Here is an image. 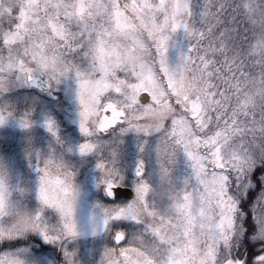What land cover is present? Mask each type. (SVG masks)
Here are the masks:
<instances>
[{"label":"snow or ice","instance_id":"1","mask_svg":"<svg viewBox=\"0 0 264 264\" xmlns=\"http://www.w3.org/2000/svg\"><path fill=\"white\" fill-rule=\"evenodd\" d=\"M212 7L224 23L193 16L190 0H0V87L18 77L75 82L83 139L68 151L100 153L108 198L85 227L74 165L55 150L39 153L34 192L21 196L0 173V247L42 239L59 245L49 249L57 264H264V197L250 195L257 183L264 192V4ZM174 43L183 54L173 65ZM7 119L0 112V125ZM44 126L59 144L56 120ZM117 130L142 143L155 134L164 159L183 152L191 161L194 181L166 211L149 203L143 160L134 198L118 202L122 173L100 144ZM13 190L30 206L27 225L9 215ZM0 264L44 262L3 247Z\"/></svg>","mask_w":264,"mask_h":264},{"label":"rangeland","instance_id":"2","mask_svg":"<svg viewBox=\"0 0 264 264\" xmlns=\"http://www.w3.org/2000/svg\"><path fill=\"white\" fill-rule=\"evenodd\" d=\"M190 2L193 4V16L202 17L205 23L213 19L224 23L223 17L215 14L212 7L213 0H190ZM260 3L264 4V0H260ZM197 4L199 7H196ZM182 54L183 48L174 43L169 51V62L173 65L178 63ZM252 71L258 72L259 69H252ZM53 87L58 96L57 101L43 98L30 89L23 78L19 77L0 87V112L8 114L7 121L0 125V173L13 189H20V195L25 196L28 190L34 192L38 183L36 171L38 154L46 155L51 150H55L57 154H63L74 165L77 172L83 193L81 218L87 227L89 210L94 205H102L106 202L102 197L103 189L98 185L97 163L101 156L98 152L81 157L75 152L68 151L83 139L77 123L76 84L74 81H65L53 84ZM24 117H30L33 120V126L30 129L20 126V121ZM48 117L56 120L61 137L59 144L65 146L66 153L53 148L59 144L43 127ZM100 144L103 157L113 158L117 168L120 169L124 180L122 185H128L134 189L136 184L134 170L143 160V179L151 185V191L148 194L149 203L161 212L168 209L175 195L194 181L192 164L187 156L183 152H178L173 159H164L161 155V138L155 134L142 143L135 133H127L121 139L117 130L102 139ZM164 166L170 170L167 176L162 171ZM10 195L13 200L19 199V194L14 190L10 192ZM250 195L253 200L257 195L264 197L259 183L251 189ZM28 199L31 200V197L29 196ZM30 212V206L24 199H19V203L9 209L12 222L17 226L27 225ZM3 247L15 251H31L37 261H43L44 264H57L55 256L49 249L59 248V245L45 243L42 239L39 242L30 238L11 241L0 247V250H3ZM84 259L88 264L87 258ZM97 264H99V257H97Z\"/></svg>","mask_w":264,"mask_h":264},{"label":"water","instance_id":"3","mask_svg":"<svg viewBox=\"0 0 264 264\" xmlns=\"http://www.w3.org/2000/svg\"><path fill=\"white\" fill-rule=\"evenodd\" d=\"M26 83L28 86L37 88L42 94H50L51 97H53V98L56 97L53 95L52 86H49V84L46 80H40L39 82H28V81H26ZM137 168H138V166L135 169V174H136ZM103 193H104V191H103ZM134 195H135V193L131 188L123 187V186L120 187V197L121 198H132V197H134Z\"/></svg>","mask_w":264,"mask_h":264},{"label":"flooded vegetation","instance_id":"4","mask_svg":"<svg viewBox=\"0 0 264 264\" xmlns=\"http://www.w3.org/2000/svg\"><path fill=\"white\" fill-rule=\"evenodd\" d=\"M52 86H53V84H52ZM30 89H32L33 91H35V92H37V93H39L36 89H34V88H30ZM53 94H55V91H54V87H53ZM43 96V98H46V99H49V100H52V101H57L58 100V96L55 94V98H53V97H51L50 96V94H47V95H42ZM72 122H74V120L72 121ZM71 122V124H73ZM43 127H45L44 126V123H43ZM45 130L46 131H48L47 129H46V127H45ZM64 137V136H63ZM62 140H63V138H62ZM53 148H56V150L57 151H59V152H63V153H66L65 151H66V148H65V146L64 145H62V144H59L58 146H56V147H53ZM74 157V156H73ZM74 158H76V157H74ZM105 200V199H104ZM105 201H107V200H105ZM125 201H128V200H120V201H118L119 203H121V202H125Z\"/></svg>","mask_w":264,"mask_h":264}]
</instances>
